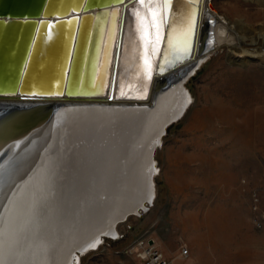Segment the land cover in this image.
Returning <instances> with one entry per match:
<instances>
[{
  "label": "bare ground",
  "instance_id": "6f19581e",
  "mask_svg": "<svg viewBox=\"0 0 264 264\" xmlns=\"http://www.w3.org/2000/svg\"><path fill=\"white\" fill-rule=\"evenodd\" d=\"M116 1L119 3L87 11L91 14L89 27L94 30V40L84 64L85 78L97 90L103 91L106 82L112 89L106 90L104 102L66 109L71 115V126L61 147L65 158L57 168L63 179L61 196L66 203H62L57 219L52 218L55 206L50 207V223H43L42 230L37 232L38 241L34 239L44 256H37L34 264H79L82 255L98 248L101 234L117 236L113 225L122 213L129 210L136 211L133 215L139 214L153 202L155 188L149 180L157 173L150 157L153 145L159 142L166 125L177 120L191 102V96L182 86L167 92L157 91L160 78L165 75L168 83L174 82L185 70L183 76L190 70L191 62H201L221 46L224 31V44L232 58L251 56L264 63V32L260 34L261 47H256L232 25H226L227 29L223 30L222 21L213 14L211 0H176L166 26L163 0H153L155 21L148 0L144 4L140 0ZM250 1L264 5V0ZM209 24V37H206L203 32ZM163 45V50L174 47L176 57L190 51L189 56L172 62L160 74L156 60ZM202 50L205 53L201 54ZM115 53L114 76H111ZM134 100L139 102H127ZM38 166L35 173L42 171ZM9 197L4 212L0 210V264H23L24 237L28 231L21 232L19 239L11 238L15 234L13 229L28 213L19 212L23 203L14 209L13 195ZM146 198L149 202L145 204ZM139 206L143 208L141 211L137 210ZM6 241L8 248L2 251ZM80 245L88 249L82 255H75L74 248Z\"/></svg>",
  "mask_w": 264,
  "mask_h": 264
},
{
  "label": "rangeland",
  "instance_id": "374dc122",
  "mask_svg": "<svg viewBox=\"0 0 264 264\" xmlns=\"http://www.w3.org/2000/svg\"><path fill=\"white\" fill-rule=\"evenodd\" d=\"M210 6L223 30L232 25L261 47L264 5L211 0ZM209 32L210 24L203 35ZM225 40L224 31L221 46L191 62L174 82L167 83L165 75L157 81V91L182 86L191 102L166 125L155 149L153 202L119 222L117 236L102 238L79 264H142L140 239L164 243L174 264H264V63L251 56L232 58ZM162 79L166 86L158 84ZM203 232L217 236L212 241L220 246L198 260L190 250L183 255L186 239ZM242 232L253 233L252 249L236 248L230 242L239 240L225 238Z\"/></svg>",
  "mask_w": 264,
  "mask_h": 264
},
{
  "label": "water",
  "instance_id": "95a60500",
  "mask_svg": "<svg viewBox=\"0 0 264 264\" xmlns=\"http://www.w3.org/2000/svg\"><path fill=\"white\" fill-rule=\"evenodd\" d=\"M175 1L171 0L167 12L164 10L165 26L170 22ZM117 3L116 0H0V210L4 212L5 202L13 195L14 209L23 203L19 212L28 213L22 215L11 238L19 239L21 232L28 231L24 237L23 264H34L37 256H44L34 239L38 241L37 232L42 230V224L50 223V207L55 206L52 218L57 219L63 203V179L57 168L64 161L61 147L71 126V115L66 109L104 102L111 85L106 82L103 91L97 90L85 78L84 64L94 40V30L89 27L91 14L87 11ZM163 49L164 45L156 60L160 74L172 62L189 56L190 51L176 57L174 47L170 51ZM116 58L115 53L111 76ZM158 84L166 86L164 79ZM158 145L159 142L154 143L151 158ZM37 165L40 173L34 171ZM149 180L153 186V175ZM148 202V198L143 201ZM135 212L122 213L113 229ZM101 236L106 238L104 234ZM7 243H3L2 251L8 248ZM86 249L84 245L75 247L74 254L82 255Z\"/></svg>",
  "mask_w": 264,
  "mask_h": 264
},
{
  "label": "crops",
  "instance_id": "0c3cea01",
  "mask_svg": "<svg viewBox=\"0 0 264 264\" xmlns=\"http://www.w3.org/2000/svg\"><path fill=\"white\" fill-rule=\"evenodd\" d=\"M213 233L203 232L197 235L190 236L186 239V245L188 246V250H190L191 256L193 260H198L200 255L211 248H215V246H220V243L213 242V239H216ZM219 238V237H218ZM225 238H230L239 241L230 242L236 248H253L254 246V235L251 232H242V233H227ZM155 246L160 250V252L166 258L169 256V252L164 246V243L155 240Z\"/></svg>",
  "mask_w": 264,
  "mask_h": 264
},
{
  "label": "built area",
  "instance_id": "2783aa9c",
  "mask_svg": "<svg viewBox=\"0 0 264 264\" xmlns=\"http://www.w3.org/2000/svg\"><path fill=\"white\" fill-rule=\"evenodd\" d=\"M263 218L264 214L261 215V219ZM137 250V256L143 261L142 264H174L173 260L165 258L153 244L145 242L144 239L137 242ZM181 253L187 255L188 248L184 247Z\"/></svg>",
  "mask_w": 264,
  "mask_h": 264
},
{
  "label": "snow or ice",
  "instance_id": "6c2138e0",
  "mask_svg": "<svg viewBox=\"0 0 264 264\" xmlns=\"http://www.w3.org/2000/svg\"><path fill=\"white\" fill-rule=\"evenodd\" d=\"M141 4L145 3V0H140ZM148 4H149V11L152 13L153 16V20L155 21V17L157 15V12L155 11V6L153 4V0H148ZM171 4V0H163V8L165 10V12H167L168 8L170 7Z\"/></svg>",
  "mask_w": 264,
  "mask_h": 264
}]
</instances>
